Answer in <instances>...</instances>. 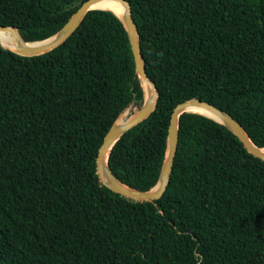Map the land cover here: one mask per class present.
<instances>
[{"label": "trees", "instance_id": "1", "mask_svg": "<svg viewBox=\"0 0 264 264\" xmlns=\"http://www.w3.org/2000/svg\"><path fill=\"white\" fill-rule=\"evenodd\" d=\"M77 1L0 0V25L41 41ZM126 1L158 97L111 147L114 176L143 191L156 184L170 115L190 98L264 147V0ZM142 102L127 31L110 10H88L38 55L0 45V264H264V160L213 118L179 115L160 198L134 201L100 183L106 132Z\"/></svg>", "mask_w": 264, "mask_h": 264}, {"label": "water", "instance_id": "2", "mask_svg": "<svg viewBox=\"0 0 264 264\" xmlns=\"http://www.w3.org/2000/svg\"><path fill=\"white\" fill-rule=\"evenodd\" d=\"M96 1L98 0H78L77 2L66 7L65 10H69L75 7H77V9L72 13V15L69 17V19L66 21V23L61 27V29L58 32H56L55 34L44 40H41V41L49 40L48 42H45L38 46H34V47L29 46L28 44L34 42L24 41L14 26L0 25V31H6V32L11 31L18 33L20 38V45L17 46L16 49H10V48L7 49H10L16 52L17 54L23 56H32L47 52L55 48L56 46L61 44L64 40H66L70 36V34L74 32V30L77 28L81 19L88 10L99 9V8H92V5ZM115 1L121 2L125 5L123 16L121 18L119 17V19L122 21L127 31L131 51L134 58L135 69L141 80V85L143 81H146L150 85L151 91L152 93H154L155 96L153 101L147 100L146 91L142 85L143 102L141 107L126 120L117 121L118 120L117 118L116 121L113 123V125L106 132L96 157V171L100 183L103 184L105 187H107L109 190L118 193L126 198H130L134 201H153L155 199L160 198L164 193L166 186L168 184L172 170L174 156L177 149L178 117L183 112H192L188 110L190 106H200L212 112L214 115L218 117V119L210 116L208 117L213 118L214 120L227 126L233 132V134H235L238 137V139L242 142V144L249 153H251L255 157L264 160V152L262 151L264 147H257L250 140V138L247 136L244 129L236 119H234L232 116H230L229 114L222 111L220 108L216 107L211 103L200 100L198 98H190L188 100L178 103L172 110L168 124L167 143H166V150H165L163 164L160 170L159 178L156 184L151 189L143 191L129 187L121 183L114 176V174L112 173V171L108 166V161H106V167L104 166V156L106 155V153H109L111 147L116 142V140H118L120 136L124 134L127 130H129L133 126L145 120L153 112L158 97L156 85L152 81V79L148 76L145 70V65L143 62V57L141 54V49L139 44L138 30L134 22V19L132 17L130 4L126 0H115ZM41 41H36V42H41ZM0 45L4 47L1 43Z\"/></svg>", "mask_w": 264, "mask_h": 264}, {"label": "bare ground", "instance_id": "3", "mask_svg": "<svg viewBox=\"0 0 264 264\" xmlns=\"http://www.w3.org/2000/svg\"><path fill=\"white\" fill-rule=\"evenodd\" d=\"M92 8L111 10L118 17L121 18L123 16V13L125 10V5L123 3L117 2L115 0H98L92 5ZM48 41L49 40H45V41H41V42H34V43H30L28 45L34 47V46L41 45V44L48 42ZM0 43L6 48L16 49V47L20 45V38H19L18 33L11 32V31H7V32L6 31H0ZM142 85L146 91V99L153 101L155 95H154V93H152L150 85L146 81H143ZM188 110H190L192 112L201 113V114H204V115L218 119V117L216 115H214L212 112H210V111H208V110H206L200 106H190L188 108ZM262 151L264 152V148L262 149ZM107 158H108V153H106V155L104 156V166L105 167H106Z\"/></svg>", "mask_w": 264, "mask_h": 264}, {"label": "rangeland", "instance_id": "4", "mask_svg": "<svg viewBox=\"0 0 264 264\" xmlns=\"http://www.w3.org/2000/svg\"><path fill=\"white\" fill-rule=\"evenodd\" d=\"M136 111V110H135ZM131 110L126 109L123 113H121L118 117V120L121 121V120H126L128 117H130L132 114H130ZM121 118V119H120ZM117 120V121H118Z\"/></svg>", "mask_w": 264, "mask_h": 264}]
</instances>
